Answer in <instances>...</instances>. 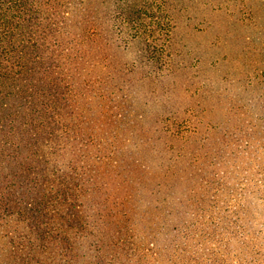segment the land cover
<instances>
[{
    "label": "trees",
    "instance_id": "16d2710c",
    "mask_svg": "<svg viewBox=\"0 0 264 264\" xmlns=\"http://www.w3.org/2000/svg\"><path fill=\"white\" fill-rule=\"evenodd\" d=\"M99 3L94 14L84 0H0V264H264V25L258 92L249 69L244 111L230 105L207 137L156 112L136 167L110 187L125 150L116 139L95 165L83 154L77 54L100 23L106 44L127 54L140 44L160 79L174 20L167 0ZM123 218L129 247L123 227L107 234Z\"/></svg>",
    "mask_w": 264,
    "mask_h": 264
},
{
    "label": "rangeland",
    "instance_id": "374dc122",
    "mask_svg": "<svg viewBox=\"0 0 264 264\" xmlns=\"http://www.w3.org/2000/svg\"><path fill=\"white\" fill-rule=\"evenodd\" d=\"M99 1L84 0V6L91 11L99 9ZM167 4L174 31L171 61L162 66V78L154 74L158 69L146 57L139 56L140 44L127 54L102 41L98 36L102 31L100 23L90 27L92 38L81 49V56L77 54L72 72V100L77 108L79 132L85 140L84 144L79 143L83 154L95 165L98 157L107 156L114 149L116 139L120 150H125L119 154L125 158L126 167L121 169L126 173L121 171L120 178L110 180V187L121 184L129 169L136 167L135 160L142 155L141 147L151 137L149 128L156 120V112H161L164 120L181 116L188 129L199 125L198 135L207 137L215 132L211 126L228 116L230 105L235 104L238 111H244L249 69L255 76L254 89L258 92L263 62V43L258 39L264 25L261 1L252 4L248 0H167ZM250 34L257 40L248 45ZM135 54L139 59L135 60ZM252 60L258 62L253 65ZM99 145H105V149L101 150ZM119 158L118 153L113 154L110 162ZM99 164L102 169H114L107 161ZM151 168L149 165L145 169ZM158 178L156 172L152 174V180ZM95 198L89 202L93 203ZM120 200L119 195L110 196V208L114 210ZM105 223L101 224L103 230H106ZM115 225L107 234L112 235L123 227L129 247L134 230H127L133 224L124 225L123 218Z\"/></svg>",
    "mask_w": 264,
    "mask_h": 264
}]
</instances>
